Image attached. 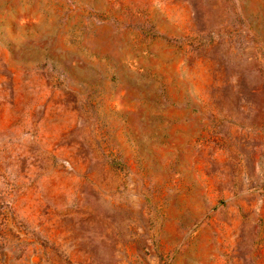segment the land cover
Listing matches in <instances>:
<instances>
[{
  "label": "rangeland",
  "instance_id": "rangeland-1",
  "mask_svg": "<svg viewBox=\"0 0 264 264\" xmlns=\"http://www.w3.org/2000/svg\"><path fill=\"white\" fill-rule=\"evenodd\" d=\"M0 264H264V0H0Z\"/></svg>",
  "mask_w": 264,
  "mask_h": 264
}]
</instances>
